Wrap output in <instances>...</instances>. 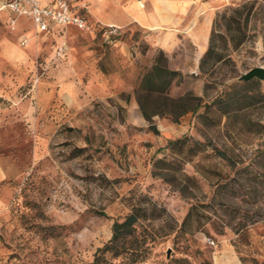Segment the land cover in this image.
Listing matches in <instances>:
<instances>
[{"label": "rangeland", "instance_id": "rangeland-1", "mask_svg": "<svg viewBox=\"0 0 264 264\" xmlns=\"http://www.w3.org/2000/svg\"><path fill=\"white\" fill-rule=\"evenodd\" d=\"M200 1L194 25L213 14L203 71L190 39L168 54L151 38L185 34L191 19L181 28L122 23L105 37L92 1L69 0L91 28L69 29L61 59L50 35L25 28L24 46V31L1 21L20 63L0 69V264H212L208 237L264 264V79L239 78L264 66V0ZM243 4H252L246 23L248 9L235 10ZM161 53L180 73L166 94L200 97L177 120L139 90ZM138 97L158 111L150 120ZM130 214L123 247L102 250Z\"/></svg>", "mask_w": 264, "mask_h": 264}, {"label": "crops", "instance_id": "crops-1", "mask_svg": "<svg viewBox=\"0 0 264 264\" xmlns=\"http://www.w3.org/2000/svg\"><path fill=\"white\" fill-rule=\"evenodd\" d=\"M90 1H92V13L95 15L97 20H99L103 24H114L117 26L118 24L122 23L136 22L142 28H158L161 26H177L181 28L189 21V19H191L190 25H194L195 21L193 14L196 12L197 7L200 5L199 3H203L200 0ZM104 1H109L108 13H105L106 3ZM4 2L5 0H0V23L2 20L7 21L8 23L11 15L8 9L4 6ZM145 2L147 4V7H144ZM212 18L213 14L210 11H207L204 16V20L199 21L196 25L193 26L191 31H187L185 34L182 32L178 34L175 31L167 30L162 35H153L151 36V38H153V41L159 42L168 54L171 53L176 44H182L185 46L189 43L187 40L190 39L195 50L194 53L191 54L190 58L194 59L195 64H198L200 57L203 55L208 45ZM88 21L91 22L89 18ZM29 27H32L33 29L35 28L30 16H21L17 19L15 29L24 31L25 28L28 29ZM72 27L77 28L74 25H66L64 27H61L59 25L52 24L48 32L39 31L44 33V35H50L55 40V47L57 43L64 37V40L66 41V51L62 56L58 57L60 59L65 57L67 53V35L69 29ZM22 35H26L29 37L27 31L22 32L19 38H21ZM8 62H10L12 66H19L20 58L19 54L16 51L11 52L8 48L5 47V40L0 30V69H2L5 64L10 65V63ZM185 63H187V61H185ZM0 80H2L1 74ZM4 177L5 170L2 166H0V182L4 179ZM212 264H246V262L238 254L231 241L227 238H222L219 239L217 241V245L214 246V250L212 253Z\"/></svg>", "mask_w": 264, "mask_h": 264}, {"label": "trees", "instance_id": "trees-1", "mask_svg": "<svg viewBox=\"0 0 264 264\" xmlns=\"http://www.w3.org/2000/svg\"><path fill=\"white\" fill-rule=\"evenodd\" d=\"M254 1V0H253ZM252 8V4H243L241 8H236L235 10L238 12H243L246 10L245 13V23L248 20V15L250 9ZM243 38H239L237 43H239ZM213 50L211 47H208L204 55L202 56L199 68L201 71L205 68L206 63L209 61L210 57L213 56ZM222 58L220 54H217L214 58V61L217 62ZM162 60V53L158 58H155L152 66L146 73L143 75L141 84H140V91H143L145 95H152L155 94L159 98H162V103H159V106L164 107L160 110L165 111V107L167 104L171 107V116L174 120H177L182 114L187 111H195L201 105L200 97L197 95L192 94L191 92H187L184 95L178 96L176 98L169 97L166 93L171 85L173 78L176 75H180L179 71L175 69H170L166 67L164 64L161 63ZM213 61V62H214ZM138 104L140 109L143 112L144 117L147 120H150L152 114L158 113V111H154L150 113L147 110L145 103L138 97ZM134 221L133 215H128L123 221L113 223V234L106 245L102 248V250H114L113 252L117 254L119 252V248L123 247V243L119 244L118 242L123 239L124 234H129L131 232V225ZM123 233V234H120ZM97 259V257H96ZM93 260V262L96 261Z\"/></svg>", "mask_w": 264, "mask_h": 264}, {"label": "built area", "instance_id": "built-area-1", "mask_svg": "<svg viewBox=\"0 0 264 264\" xmlns=\"http://www.w3.org/2000/svg\"><path fill=\"white\" fill-rule=\"evenodd\" d=\"M4 6L11 14L8 23L12 28L16 26L17 19L21 16H30L38 31L48 32L52 24L61 27L74 25L79 29L86 30L91 28L87 15L76 9L68 0H5ZM85 6V3L81 4L82 8ZM97 26L105 37L118 33V26L114 24H98ZM20 43L26 45L28 37L22 35ZM65 51L66 41L63 37L55 47V55L60 57ZM206 240L212 246L217 245V242L212 238L208 237Z\"/></svg>", "mask_w": 264, "mask_h": 264}, {"label": "water", "instance_id": "water-1", "mask_svg": "<svg viewBox=\"0 0 264 264\" xmlns=\"http://www.w3.org/2000/svg\"><path fill=\"white\" fill-rule=\"evenodd\" d=\"M254 77L259 79H264V66L262 65L254 66L249 70L245 71L244 73H242V75L239 78L242 80H247Z\"/></svg>", "mask_w": 264, "mask_h": 264}]
</instances>
